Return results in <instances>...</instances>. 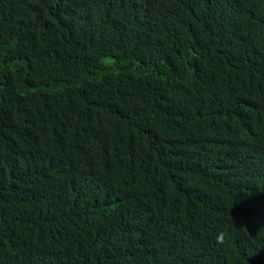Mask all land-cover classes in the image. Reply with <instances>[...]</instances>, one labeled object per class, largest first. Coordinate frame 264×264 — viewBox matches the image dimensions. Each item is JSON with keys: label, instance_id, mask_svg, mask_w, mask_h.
Segmentation results:
<instances>
[{"label": "trees", "instance_id": "obj_1", "mask_svg": "<svg viewBox=\"0 0 264 264\" xmlns=\"http://www.w3.org/2000/svg\"><path fill=\"white\" fill-rule=\"evenodd\" d=\"M0 264H264V0H0Z\"/></svg>", "mask_w": 264, "mask_h": 264}, {"label": "clouds", "instance_id": "obj_2", "mask_svg": "<svg viewBox=\"0 0 264 264\" xmlns=\"http://www.w3.org/2000/svg\"><path fill=\"white\" fill-rule=\"evenodd\" d=\"M216 242L218 244H223L225 242V234L223 232L219 233L216 237Z\"/></svg>", "mask_w": 264, "mask_h": 264}]
</instances>
